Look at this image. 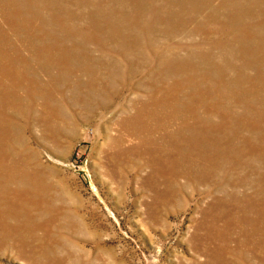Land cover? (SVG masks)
I'll list each match as a JSON object with an SVG mask.
<instances>
[{"label":"rangeland","instance_id":"rangeland-1","mask_svg":"<svg viewBox=\"0 0 264 264\" xmlns=\"http://www.w3.org/2000/svg\"><path fill=\"white\" fill-rule=\"evenodd\" d=\"M0 264H264V0H0Z\"/></svg>","mask_w":264,"mask_h":264},{"label":"bare ground","instance_id":"bare-ground-1","mask_svg":"<svg viewBox=\"0 0 264 264\" xmlns=\"http://www.w3.org/2000/svg\"><path fill=\"white\" fill-rule=\"evenodd\" d=\"M29 66V65H28Z\"/></svg>","mask_w":264,"mask_h":264}]
</instances>
